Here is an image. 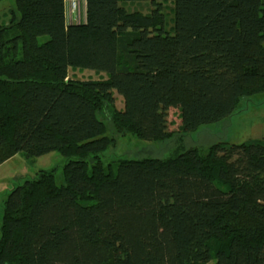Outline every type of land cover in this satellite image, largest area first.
<instances>
[{"label":"trees","instance_id":"trees-1","mask_svg":"<svg viewBox=\"0 0 264 264\" xmlns=\"http://www.w3.org/2000/svg\"><path fill=\"white\" fill-rule=\"evenodd\" d=\"M14 2L0 20V165L50 151L66 162L63 184L43 174L4 199L0 264H264V138L205 149L183 137L264 93V0H85L75 22L67 0ZM85 68L105 73L70 74ZM172 106L175 148L104 162L110 125L172 141Z\"/></svg>","mask_w":264,"mask_h":264},{"label":"rangeland","instance_id":"rangeland-1","mask_svg":"<svg viewBox=\"0 0 264 264\" xmlns=\"http://www.w3.org/2000/svg\"><path fill=\"white\" fill-rule=\"evenodd\" d=\"M141 10L151 12L148 7L149 2H139ZM143 5H142V4ZM69 15L73 13L72 0L68 2ZM15 6L14 0L0 1V20H6L9 9ZM172 4H166L165 11L167 14L165 27L173 31V11ZM49 37L44 35L40 38L44 42ZM105 72H98L96 69L85 68L71 70L70 74L75 75L83 80L90 77L97 79L102 78ZM116 106L122 108L124 105L123 96L115 90ZM182 115L179 106L168 108V129L178 134L169 142H152L137 138L132 135H118L112 125H110L108 135L116 138V145L108 148L102 153L105 163L118 162L121 159H138L144 157H161L166 155L175 144L173 141L181 134ZM185 145L199 146L208 148L212 143L228 140L233 143H241L248 140H259L264 138V93L254 95L244 99L239 111L223 122L215 124L202 125L198 130L185 136ZM66 159L57 151H50L40 156L27 159L23 153H18L9 158L0 165V233L3 221V201L10 191L15 187L23 184L26 180L35 179L43 174H53L58 184L64 183L63 170ZM195 170L212 178L211 173L203 168L196 166Z\"/></svg>","mask_w":264,"mask_h":264},{"label":"crops","instance_id":"crops-1","mask_svg":"<svg viewBox=\"0 0 264 264\" xmlns=\"http://www.w3.org/2000/svg\"><path fill=\"white\" fill-rule=\"evenodd\" d=\"M70 0H67V20L68 21H70L68 18H69V10L68 9H70L69 8V5H68V2H69ZM72 1H74V0H72ZM76 2H78V4H79V11H77V12H79V19L80 20H83L84 19V14H85V10H84V4H85V0H76Z\"/></svg>","mask_w":264,"mask_h":264},{"label":"built area","instance_id":"built-area-1","mask_svg":"<svg viewBox=\"0 0 264 264\" xmlns=\"http://www.w3.org/2000/svg\"><path fill=\"white\" fill-rule=\"evenodd\" d=\"M72 6H73V13H71L70 15H69V20L71 21V22H75V21H80V19H79V12H77V11H79L78 9H79V4H78V2H76V0H74V1H72Z\"/></svg>","mask_w":264,"mask_h":264}]
</instances>
